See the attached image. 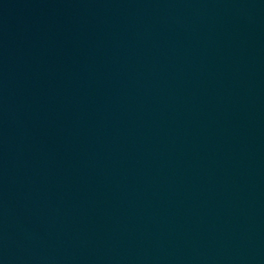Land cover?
Listing matches in <instances>:
<instances>
[{"label":"water","instance_id":"water-1","mask_svg":"<svg viewBox=\"0 0 264 264\" xmlns=\"http://www.w3.org/2000/svg\"><path fill=\"white\" fill-rule=\"evenodd\" d=\"M0 264H264V0H0Z\"/></svg>","mask_w":264,"mask_h":264}]
</instances>
